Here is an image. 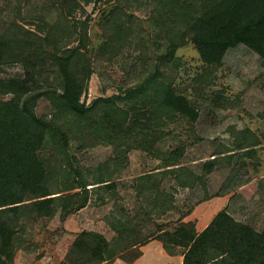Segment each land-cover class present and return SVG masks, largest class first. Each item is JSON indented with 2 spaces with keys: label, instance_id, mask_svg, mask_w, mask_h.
<instances>
[{
  "label": "rangeland",
  "instance_id": "1",
  "mask_svg": "<svg viewBox=\"0 0 264 264\" xmlns=\"http://www.w3.org/2000/svg\"><path fill=\"white\" fill-rule=\"evenodd\" d=\"M161 10L160 0H0V16L25 29L45 30L58 24L61 33L75 37L85 28L90 45L115 43L108 50L110 59L92 60L93 73L82 96L86 104L143 81L153 58L166 50L172 36L157 21ZM212 51L221 62L208 66L186 40L175 49L174 62L161 66L175 89L197 109L198 118L193 124L177 117L167 120L160 132L163 136L151 150L132 146L128 136L112 143L105 133L93 135V128L85 131L84 127L72 129L68 145L60 141L45 145L44 159L57 164V187L63 194L78 191L75 198L85 196L87 202L65 217L58 211L27 226L15 242L17 264H97L66 257L80 233H99L113 243L112 224L121 217L122 223L136 229L132 238L137 240L157 225L170 228L188 209L191 212L183 220L204 230L220 209L219 201L224 203L221 210L235 221H248L256 229L264 226V41L248 49L234 45L227 31ZM20 71L17 64H7L0 76ZM58 93L40 97L35 114L49 119ZM178 147L183 149L179 162L184 171L176 178L169 173L170 167H160L163 158ZM213 157L206 173L205 163ZM143 173L155 177L151 185L137 180ZM97 178L109 179L112 188L87 185V193L67 189L75 181L93 183ZM180 181L191 186L181 187ZM159 193L172 207L164 214L153 209ZM217 196H222L219 203L210 201ZM217 225L223 227L225 222ZM155 245L158 242H153L139 264H182L180 257L169 256ZM139 247L127 249L110 264H132Z\"/></svg>",
  "mask_w": 264,
  "mask_h": 264
},
{
  "label": "trees",
  "instance_id": "2",
  "mask_svg": "<svg viewBox=\"0 0 264 264\" xmlns=\"http://www.w3.org/2000/svg\"><path fill=\"white\" fill-rule=\"evenodd\" d=\"M160 1L163 10L157 21L168 27L166 31L172 35L166 50L153 58V67L141 83L122 89L117 95L97 97L89 104L82 96L85 97L93 73L92 60L104 56L110 59L114 42L113 46L111 41H103L94 47L85 28L74 37L61 33L58 24L45 30H30L0 16V70L7 64H17L21 69L0 76V264H12L15 242L33 221L50 219L58 211L65 217L87 202L85 196L75 198L78 191L63 194L57 187V164L51 165L42 153L47 143L60 141L62 146L68 145L72 129L84 127L85 131L93 128V135L105 133L106 138L113 139L112 143L128 136L134 142L132 146L151 150L163 136L160 132L167 120L177 117L193 124L198 118L197 109L175 89L161 68L174 62L175 49L189 40L200 60L209 66L221 62L212 47L221 41L224 32L230 33L234 45L248 49L264 41V0ZM57 90L50 118L37 116L36 101ZM79 140L81 146L83 142ZM182 154V148L171 150L160 168L170 167L169 173L178 178L184 171L179 162ZM214 159L206 161V173ZM137 178L151 185L155 177L143 173ZM87 185L103 189L113 186L109 179L97 178L93 183L75 181L67 189L80 188L87 193ZM178 185L191 186L186 182ZM163 196L159 193L158 202L153 205L162 214L172 208ZM190 212L188 209L182 213L170 228L157 225L155 231L137 240L132 238L136 229L128 222L122 223L121 217L116 218L112 224L116 233L113 243L99 233L85 231L74 239L66 257L110 264L127 249L156 239L168 255L180 253L184 264H264V226L256 229L248 221H235L222 209L198 234L191 221L183 220ZM220 222L225 225H217ZM140 254L138 250L134 259Z\"/></svg>",
  "mask_w": 264,
  "mask_h": 264
},
{
  "label": "crops",
  "instance_id": "3",
  "mask_svg": "<svg viewBox=\"0 0 264 264\" xmlns=\"http://www.w3.org/2000/svg\"><path fill=\"white\" fill-rule=\"evenodd\" d=\"M220 198H222V196H217V197H214V198H210V201L212 202H215V203H222L221 204V206H220V209L218 208V211L219 210H221V208H223L222 206H223V201L221 202V201H219V202H217V199H220ZM206 201H209V198H208V200L206 199ZM209 225H207V227H208ZM196 227V231L198 232V234L199 233H201L203 230V227L202 228H199L200 226L198 225V226H195ZM153 242H158V245H155V246H158L159 247V245L162 247V244H161V242L160 241H158V240H156V239H153V240H150V241H148L147 243H145V244H143L142 246H140L139 247V250L141 251V254L137 257V258H135L134 259V261H133V263L132 264H139V263H141V259L145 256V252H147L148 250H149V248L153 245ZM155 244V243H154ZM157 247V248H158ZM164 250V249H163ZM166 253V252H165ZM167 254V253H166ZM168 255V254H167ZM170 256V255H169ZM173 256H178V257H180L181 258V261H182V264H183V257H182V255H180V254H177V255H173ZM17 262V257L15 258V260H14V262H13V264H17L16 263Z\"/></svg>",
  "mask_w": 264,
  "mask_h": 264
}]
</instances>
